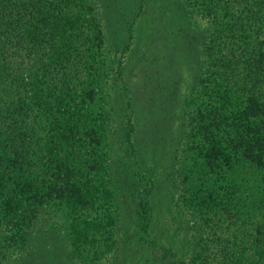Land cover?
<instances>
[{
	"label": "trees",
	"instance_id": "obj_1",
	"mask_svg": "<svg viewBox=\"0 0 264 264\" xmlns=\"http://www.w3.org/2000/svg\"><path fill=\"white\" fill-rule=\"evenodd\" d=\"M176 2V34L204 56L174 168L173 210L193 224L187 263L264 264V0ZM107 3L0 0V264L30 249L44 223L75 264L108 254L116 151L105 142L126 14ZM193 11L202 38L190 33Z\"/></svg>",
	"mask_w": 264,
	"mask_h": 264
},
{
	"label": "rangeland",
	"instance_id": "obj_2",
	"mask_svg": "<svg viewBox=\"0 0 264 264\" xmlns=\"http://www.w3.org/2000/svg\"><path fill=\"white\" fill-rule=\"evenodd\" d=\"M107 1L123 10L126 21L117 24L121 32L113 58L114 122L105 142L116 151L107 170L116 217L110 249L99 264H188L185 238L193 233V224L173 210L178 190L174 168L185 121L183 99L197 88L204 56L200 45L188 50L187 38L176 34V0ZM189 21L196 25L190 33L206 35L201 32L202 16L191 13ZM140 201L147 205L146 233L139 227ZM36 230L30 249L9 264L77 262L53 225L44 223Z\"/></svg>",
	"mask_w": 264,
	"mask_h": 264
}]
</instances>
